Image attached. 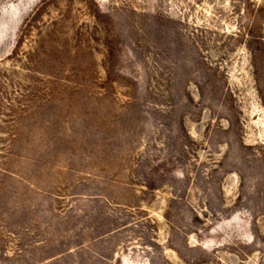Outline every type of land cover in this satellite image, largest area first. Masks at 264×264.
<instances>
[{
    "label": "rangeland",
    "instance_id": "374dc122",
    "mask_svg": "<svg viewBox=\"0 0 264 264\" xmlns=\"http://www.w3.org/2000/svg\"><path fill=\"white\" fill-rule=\"evenodd\" d=\"M0 264H264V0H0Z\"/></svg>",
    "mask_w": 264,
    "mask_h": 264
}]
</instances>
